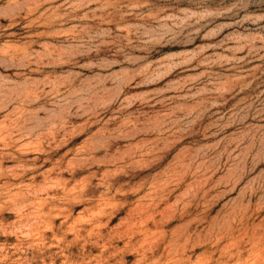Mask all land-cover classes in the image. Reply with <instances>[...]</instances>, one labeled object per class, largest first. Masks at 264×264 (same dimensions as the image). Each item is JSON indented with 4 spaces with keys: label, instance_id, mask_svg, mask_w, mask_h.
I'll list each match as a JSON object with an SVG mask.
<instances>
[{
    "label": "rangeland",
    "instance_id": "obj_1",
    "mask_svg": "<svg viewBox=\"0 0 264 264\" xmlns=\"http://www.w3.org/2000/svg\"><path fill=\"white\" fill-rule=\"evenodd\" d=\"M0 264H264V0H0Z\"/></svg>",
    "mask_w": 264,
    "mask_h": 264
}]
</instances>
